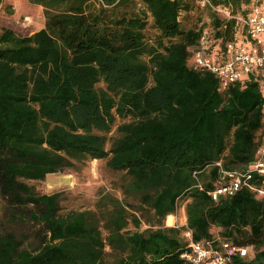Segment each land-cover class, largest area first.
<instances>
[{"label":"trees","instance_id":"obj_1","mask_svg":"<svg viewBox=\"0 0 264 264\" xmlns=\"http://www.w3.org/2000/svg\"><path fill=\"white\" fill-rule=\"evenodd\" d=\"M28 2L43 28L0 26V196L18 225L0 233V264H187L188 230L214 249L248 248L229 264H264V194L211 195L256 160L264 72L220 91L190 66L202 30L180 17L193 0ZM253 2L212 0L234 12ZM209 11L218 61L234 23ZM93 160L110 177L93 208L65 209L36 187ZM182 206L186 225H168Z\"/></svg>","mask_w":264,"mask_h":264},{"label":"built area","instance_id":"obj_2","mask_svg":"<svg viewBox=\"0 0 264 264\" xmlns=\"http://www.w3.org/2000/svg\"><path fill=\"white\" fill-rule=\"evenodd\" d=\"M199 2L226 22L232 21L234 37L226 42L225 51L218 61L214 60L208 53V38L212 29L206 24L210 19L203 20L199 24L202 34L191 49L190 66L213 73L220 82V91H225L231 83L247 77L253 71L264 72V0L250 6L243 5L239 12H234L232 6L230 8L215 6L212 0H199ZM227 174L231 177V181L228 185L219 186L211 192L214 200H218L221 196H231L243 186L264 194L263 188H258L249 182L254 174L264 178V139L257 151L256 160L247 171L227 172ZM185 234L190 240V250L181 257L187 264H229L234 256L248 255L246 247L223 242L221 249L218 250L205 243L195 242L189 230Z\"/></svg>","mask_w":264,"mask_h":264},{"label":"rangeland","instance_id":"obj_3","mask_svg":"<svg viewBox=\"0 0 264 264\" xmlns=\"http://www.w3.org/2000/svg\"><path fill=\"white\" fill-rule=\"evenodd\" d=\"M196 7L189 14H182L180 19L186 27H199V24L209 18V9L203 6L199 0H193ZM258 0H254L253 3ZM252 3V4H253ZM251 4V5H252ZM246 6V5H245ZM7 7H10L9 9ZM31 18L30 21L27 18ZM45 23L43 7L33 5L28 0H3L0 6V26H10L20 33L30 34L39 30ZM104 161L93 160L82 166L79 170L67 169L47 175L43 182L36 184L39 191L52 194L60 192L63 196L61 207L65 209L84 210L95 206L99 192L103 187L109 186V175L102 173ZM184 208L180 207L178 213L168 225H186ZM18 225H10L8 212L0 196V233H6L17 228Z\"/></svg>","mask_w":264,"mask_h":264},{"label":"bare ground","instance_id":"obj_4","mask_svg":"<svg viewBox=\"0 0 264 264\" xmlns=\"http://www.w3.org/2000/svg\"><path fill=\"white\" fill-rule=\"evenodd\" d=\"M27 20L30 21L31 18L28 17ZM168 221H169L170 223L173 222V217H172L171 215L168 216Z\"/></svg>","mask_w":264,"mask_h":264},{"label":"crops","instance_id":"obj_5","mask_svg":"<svg viewBox=\"0 0 264 264\" xmlns=\"http://www.w3.org/2000/svg\"><path fill=\"white\" fill-rule=\"evenodd\" d=\"M43 27H44V25H43L41 28H43ZM41 28H40V29H41ZM40 29H39V30H40ZM36 31H38V30H36ZM36 31H33V32H36ZM33 32H32V33H33ZM32 33H30V34H32ZM183 211H184V210H183ZM172 216H174V215H172ZM174 217H176V216H174ZM184 219L186 220L185 212H184Z\"/></svg>","mask_w":264,"mask_h":264}]
</instances>
